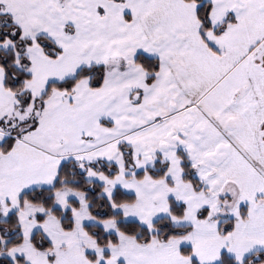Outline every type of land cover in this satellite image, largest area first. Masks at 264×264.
Instances as JSON below:
<instances>
[{
    "label": "snow or ice",
    "instance_id": "1",
    "mask_svg": "<svg viewBox=\"0 0 264 264\" xmlns=\"http://www.w3.org/2000/svg\"><path fill=\"white\" fill-rule=\"evenodd\" d=\"M0 264H264V0H0Z\"/></svg>",
    "mask_w": 264,
    "mask_h": 264
}]
</instances>
